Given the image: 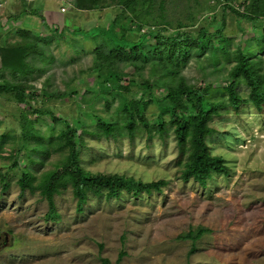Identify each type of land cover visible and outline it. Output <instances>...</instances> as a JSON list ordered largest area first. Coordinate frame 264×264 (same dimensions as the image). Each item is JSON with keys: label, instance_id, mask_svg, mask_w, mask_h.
I'll return each mask as SVG.
<instances>
[{"label": "rangeland", "instance_id": "1", "mask_svg": "<svg viewBox=\"0 0 264 264\" xmlns=\"http://www.w3.org/2000/svg\"><path fill=\"white\" fill-rule=\"evenodd\" d=\"M69 1L0 0L3 42L20 40L18 28H26L22 21L27 13H38V18L33 16L37 22L31 17L26 23L31 28L38 30L35 25H42L41 17L47 23L42 33L36 30L47 40L40 39L41 53L28 58L35 67L32 74L16 79L0 71V83L28 84L30 92L24 103L12 91L0 92V171L9 178L7 189L0 180V264H103L101 257L113 264H264V105L258 109L244 102L213 114L209 124L214 131L207 142L212 154L226 159L229 173L214 172L205 186L194 178L185 180V156L170 124L166 123L163 134L157 127L148 131L140 122L133 136L126 129L108 136L97 133V115L120 120V97L116 94L112 99V93L102 91L89 70L96 41L87 34L93 26L106 27L119 7L83 10ZM225 2L155 0L154 14L162 13L170 22L163 30L166 33L174 32L178 22L184 23L183 30L203 25L215 31L224 20V37L232 39V49L247 36L261 34L263 27L253 28ZM244 2L229 1L240 11L246 9ZM51 24L58 27L57 32H51ZM77 28L83 33L74 34ZM128 36L138 34L131 31ZM258 53L264 58V51ZM208 54L192 56L182 73L196 86L212 87V97L227 98L222 87L230 81L227 74L233 62L223 58L215 65ZM127 70L134 72L135 80L128 92L136 96L143 89L141 81L150 78V70L147 67L142 74L131 67ZM153 86L157 94H163L157 82ZM239 90L246 94L248 88L241 84ZM159 109L158 102L152 101L146 115L153 120ZM49 111L81 132L87 130L79 145L80 162L86 169L144 181L163 178L168 184L160 192L136 197L126 192L111 199L90 195L82 212L67 185L55 195L58 216L47 218V200L39 191H22L18 180L24 169L40 177L66 154L55 146L45 154L37 140L25 142L22 137L25 118L33 122L44 143L50 132L56 136L63 125L55 124ZM36 146L39 151L34 150ZM199 226L209 231L196 241L181 237Z\"/></svg>", "mask_w": 264, "mask_h": 264}, {"label": "trees", "instance_id": "2", "mask_svg": "<svg viewBox=\"0 0 264 264\" xmlns=\"http://www.w3.org/2000/svg\"><path fill=\"white\" fill-rule=\"evenodd\" d=\"M226 0L225 7H229L237 16L250 21L253 28L263 27L260 35H253L243 40L235 48H231L232 39L224 37L225 22L215 31L206 26L197 29H180L184 23L178 22L175 31L166 33L163 30L170 22L162 13L154 14L155 0H70V4L77 9L91 10L116 4L119 13L106 27L96 25L88 30V34L95 41L94 60L89 70L95 74L97 85L102 91L116 94L120 97L117 105L119 119L106 118L97 115L98 132L106 136L126 129L130 136L140 122L148 131L157 127L163 134L166 123L173 127L177 137L183 161L182 177L185 180L194 178L201 185H207L213 173H229V166L222 155L212 154L207 137L214 128L209 124L213 114L219 113L221 108L233 106L238 108L248 102L261 109L264 105V58L259 51H264V0H245L246 9L238 10ZM158 17H161L158 19ZM195 19H192L194 22ZM44 23L45 18L41 17ZM45 24H47L45 22ZM163 25V26H159ZM149 26L148 28H145ZM157 26V27H156ZM3 28V25L0 24ZM51 32H57L56 25L50 26ZM136 32L137 38H130L129 32ZM0 30V71L9 72L14 78L32 74L35 67L28 61L34 54H40L39 41L47 40L39 37L29 28H18L21 37L17 42L2 41ZM83 33L79 28L74 34ZM34 34V36H32ZM258 51V52H257ZM208 52L212 63L219 64L223 58L232 61L228 69L229 83L222 87L227 98L212 97V87L196 86L188 82L182 73L192 56L200 57ZM145 68L150 70V78L141 81L143 89L136 96L130 95L135 83L134 72ZM161 86L163 94L155 92L153 82ZM246 85L248 91L241 93L239 86ZM28 84L21 82L2 81L0 92L12 91L19 102H26L30 96ZM129 91V92H128ZM157 101L160 107L151 120L146 115L148 105ZM107 105H111L108 100ZM51 120L56 124L62 123V128L56 136L50 132L48 143H44L43 136L34 128L33 122L25 118L22 122L25 142L30 138L37 140L35 151L47 154L50 146L58 150H66V154L55 166L45 171L40 177L32 171L24 169L18 183L21 190L39 191L48 202L47 218H56L58 210L55 195L61 193L67 185L72 188L76 198L77 210L82 212L90 195L106 199L119 198L123 193L140 196L143 193L162 191L168 184L167 179L144 181L134 176L121 173H104L86 169L80 162L79 145L83 142L81 130L70 124L68 120L50 112ZM53 128V127H52ZM2 137H6L3 134ZM3 189L9 186L6 173L0 171ZM209 229L199 226L189 230L181 237L196 241ZM102 247V245H101ZM124 251L120 252V261ZM103 264H113L108 257H101Z\"/></svg>", "mask_w": 264, "mask_h": 264}, {"label": "crops", "instance_id": "3", "mask_svg": "<svg viewBox=\"0 0 264 264\" xmlns=\"http://www.w3.org/2000/svg\"><path fill=\"white\" fill-rule=\"evenodd\" d=\"M34 15H35V14H33V13H27V14H25V15H24V19H23V21H22V22H23V26L26 27V28H30V29H32L34 33H37V34H38L40 31H41V33H42V25H43V23H42L41 26H40V24L38 25L37 23H36V25H35V26H36L35 28H38V30H40L39 32H37V31H38L37 29L31 28L30 25H27V24H26L27 22H31V19H30V18L33 17ZM37 15H38V13L35 15L36 18H38ZM16 16H17V15H16ZM13 18H16V17H13ZM36 18L33 17L34 20H33V19H32V20L37 22L38 20H36ZM41 22H42V21H41ZM0 24L3 25V22L0 21ZM54 25H55V24H51V26H54ZM31 26H33V25H31ZM3 30H4V25H3ZM36 30H37V31H36Z\"/></svg>", "mask_w": 264, "mask_h": 264}, {"label": "built area", "instance_id": "4", "mask_svg": "<svg viewBox=\"0 0 264 264\" xmlns=\"http://www.w3.org/2000/svg\"><path fill=\"white\" fill-rule=\"evenodd\" d=\"M64 9V8H63Z\"/></svg>", "mask_w": 264, "mask_h": 264}]
</instances>
